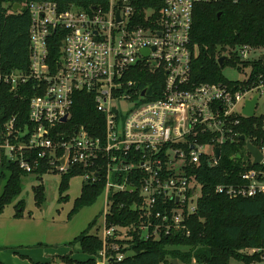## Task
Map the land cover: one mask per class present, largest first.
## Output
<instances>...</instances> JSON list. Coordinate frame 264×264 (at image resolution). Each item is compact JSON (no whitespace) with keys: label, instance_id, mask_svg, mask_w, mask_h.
Wrapping results in <instances>:
<instances>
[{"label":"built area","instance_id":"2783aa9c","mask_svg":"<svg viewBox=\"0 0 264 264\" xmlns=\"http://www.w3.org/2000/svg\"><path fill=\"white\" fill-rule=\"evenodd\" d=\"M226 1L250 0H164L158 13L144 8V0H109L108 7L90 13L76 8L61 12L53 2L26 5L31 16L29 65L9 71L0 67V84L16 90L34 83L36 95L29 105V124L19 135L16 117L7 122L0 152L8 151L28 175L41 169L62 176L80 171L87 184L104 177L105 213L99 234L104 250L99 263L109 261L108 239L117 230L127 231L107 225L112 193L127 192L137 198L131 208L141 215L140 230L146 239L176 233L189 236L185 222L197 210V204L190 207L197 185L194 167L202 162L219 164L222 146L238 141L237 128L242 117L248 118L243 115L245 104L256 95L254 118H262L264 128V112L257 114L264 96V68L252 79L253 64L257 60L264 64V49L244 45L223 55L228 57L224 66L239 71L242 63L251 64L242 71L247 72L246 79L238 81L245 83L240 89L225 83H191L195 7ZM58 30L60 57L53 60L52 37ZM258 51L260 55L251 60ZM161 72L164 86L154 98L139 85L145 75L154 79ZM79 93L92 95L104 117L102 128L89 123L101 132L99 136L70 122ZM124 102L134 106L124 111ZM256 147L263 156L260 168L245 171L242 184L218 186V193L264 197V141ZM217 149H221L219 159ZM246 152L253 164L247 148ZM247 254L258 258L251 264H264V247ZM116 259L122 261L124 255Z\"/></svg>","mask_w":264,"mask_h":264},{"label":"trees","instance_id":"16d2710c","mask_svg":"<svg viewBox=\"0 0 264 264\" xmlns=\"http://www.w3.org/2000/svg\"><path fill=\"white\" fill-rule=\"evenodd\" d=\"M164 0H144L143 7L153 9L158 13ZM31 2L56 3L61 12L72 8L88 13L93 8H106L109 0H0V67L3 71L26 69L30 57V27L31 16L26 5ZM19 4L23 10L14 12L13 7ZM220 15V16H219ZM51 57H60L61 32L58 30L52 37ZM250 46L264 49V0H250L233 4L220 2L198 4L193 14L191 31V49L193 61L191 65L192 85L225 83L235 85L237 89L245 85L241 82H229L222 76V67L218 60L230 48ZM235 59H233V62ZM264 68L262 61L253 64V77ZM165 75L161 72L154 79L145 75L141 86L148 89L157 98L162 92ZM35 85L23 86L13 90L0 84V143L7 122L16 117V135H19L29 124V105L36 95ZM237 128L238 141L222 146V158L217 166L202 162L194 167L193 174L197 185L201 187V196L197 201V210L186 220L187 234H174L161 238L146 239L142 235L140 213L132 209L137 199L127 192H114L110 196L111 206L107 214V225L126 228L124 233L117 230L106 243L107 258L113 264H231L236 259L245 264H251L258 259L247 254L254 248L264 247V197L231 198L217 192L218 186L242 184L241 175L248 170H256L249 161L246 152L244 136L255 146L261 147L264 141L262 118H244ZM71 124L85 126L93 135H101L94 131L89 123L104 125V117L97 111L92 95L79 93L72 109ZM241 155V159H238ZM48 171L37 170L39 181ZM81 174L80 171L62 176L59 186L60 200L68 202L69 196H64L69 189L70 180ZM28 176L20 169L17 161L10 159L5 151L0 152V183L3 190L0 195V216L7 206L22 192L23 178ZM106 180L101 175L95 183H85L81 195L74 202L69 218L84 208L92 207L104 194ZM35 202L42 207L46 201L45 186L40 183L34 187ZM23 203H19L15 218L23 217ZM21 208V210H19ZM97 219L89 224L86 231L78 236L70 247L78 245L81 254L89 258L79 261L72 254L58 257L63 264H97L104 243L99 234H92ZM116 249H113L114 247ZM118 255H124L122 261H117ZM195 261V263H194ZM41 264V263H37ZM52 264V263H45Z\"/></svg>","mask_w":264,"mask_h":264},{"label":"rangeland","instance_id":"374dc122","mask_svg":"<svg viewBox=\"0 0 264 264\" xmlns=\"http://www.w3.org/2000/svg\"><path fill=\"white\" fill-rule=\"evenodd\" d=\"M259 55V51L251 54V60L256 59ZM250 65V63H242L239 71L226 64L222 68V76L229 82L244 81L247 71L245 73L242 71ZM132 106H134L133 103L124 102L122 108L124 111H128ZM263 112L264 96L260 101L257 114ZM5 154L10 158L8 151H5ZM61 181L62 175L59 172L47 173L43 176L42 181H39L35 174L23 178L21 194L5 208L4 213L0 216V264H37L43 262L41 259L32 262L31 258L37 259V257L30 252L38 253L41 251L42 257L53 255L56 257L53 259H57L58 255H65L70 251L79 253L78 245L70 247L69 243L86 231L89 224L95 219H97V224L91 233L101 235L105 213L104 196L102 195L92 207L84 208L69 218L75 200L81 195L85 181L82 175L70 180L69 189L64 193V196H69L68 202L60 200L59 186ZM40 183L45 186L46 194V201L41 208L36 205L34 194V187ZM3 185L0 183V195ZM194 187H196V193L190 207L195 206L201 196L200 185H194ZM20 202L23 203V217L20 221H14V215L17 213ZM40 243L45 246L39 245ZM231 264L245 263L234 259Z\"/></svg>","mask_w":264,"mask_h":264},{"label":"water","instance_id":"95a60500","mask_svg":"<svg viewBox=\"0 0 264 264\" xmlns=\"http://www.w3.org/2000/svg\"><path fill=\"white\" fill-rule=\"evenodd\" d=\"M23 10V6L19 5V4H16L14 7H13V11L14 12H18V11H21ZM220 16V15H219ZM117 19H118V22L121 21V18H120V13L117 14ZM144 53L147 54V50H144ZM262 59L264 60V55H262ZM228 60V57L226 56H222L219 60H218V64L220 67H224V64L225 62ZM147 90H144L142 92V96H145ZM258 104V95H256L254 97L253 100H248L245 104V108L243 110V115L248 117V118H254L255 117V109H256V106ZM64 122L67 121V118H64L63 120ZM242 141H245L246 142V148L248 150V152L251 154V156L254 158V162H253V165L254 166H258L260 165V162L263 158L260 150L251 143V141L249 140H246V138L244 136H241L240 138ZM216 155H217V158L219 159L221 157V149H217L216 150ZM238 159H241V155H238ZM131 190V188L129 187L127 189V191ZM132 190H136V189H132ZM173 264H178L177 261H172Z\"/></svg>","mask_w":264,"mask_h":264},{"label":"crops","instance_id":"0c3cea01","mask_svg":"<svg viewBox=\"0 0 264 264\" xmlns=\"http://www.w3.org/2000/svg\"><path fill=\"white\" fill-rule=\"evenodd\" d=\"M15 215H14V221H20V219H22V218H20V219L15 218ZM39 245H44V244L40 243ZM30 253H32L34 256L37 257V259H34L32 257L31 258L32 262L33 261H37L38 259H41L43 261V262H41V264H45V263L63 264L62 261L60 260V258L53 259V258H56L53 255H47L45 257H42L41 251L38 252V253L37 252L36 253L35 252H30ZM69 254H72V258L73 259L79 260V261H85V260H87L89 258L87 255L81 254L80 252L79 253L78 252L73 253V251H70V252L66 253L65 255H69ZM65 255H60V256L58 255L57 257H61V256H65ZM97 264H113V263L110 262V261H107V262H101V263L98 262Z\"/></svg>","mask_w":264,"mask_h":264}]
</instances>
